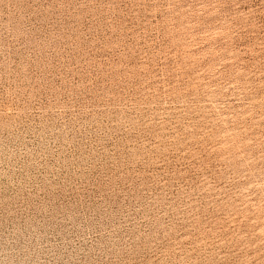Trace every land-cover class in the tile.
Masks as SVG:
<instances>
[{
  "label": "rangeland",
  "instance_id": "rangeland-1",
  "mask_svg": "<svg viewBox=\"0 0 264 264\" xmlns=\"http://www.w3.org/2000/svg\"><path fill=\"white\" fill-rule=\"evenodd\" d=\"M0 264H264V0H0Z\"/></svg>",
  "mask_w": 264,
  "mask_h": 264
}]
</instances>
